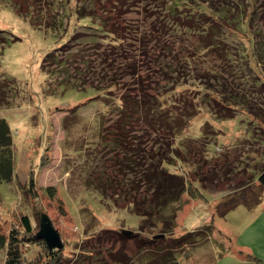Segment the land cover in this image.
Segmentation results:
<instances>
[{
    "label": "rangeland",
    "instance_id": "374dc122",
    "mask_svg": "<svg viewBox=\"0 0 264 264\" xmlns=\"http://www.w3.org/2000/svg\"><path fill=\"white\" fill-rule=\"evenodd\" d=\"M68 1L72 14L84 2ZM141 1L133 0L130 5H136L134 10L129 12L123 8L116 14L118 16H113V21L123 25H128V20L140 22ZM103 3L109 9L113 4L110 0H103ZM95 6L101 13L99 2ZM61 7L57 0H0V30L20 39L6 47L0 68L1 79L10 76L17 83L11 104L0 106V117L9 121L16 145L15 179L11 184L0 183L1 229L8 232L12 227L20 228L22 217L28 216L36 236L40 230L38 214L43 212L60 233L64 242V249L60 252L66 259H72L69 264H119L122 260L115 257L120 250L131 260L134 259L135 264H147L148 259L140 261L141 255L137 252L140 243L123 241L118 235L131 231L138 233L140 240L159 235L165 238L163 224L148 222L147 229L141 230L143 218L125 207L127 203L115 204L104 200L88 187V180L97 166L92 161L101 159L100 151L105 150L106 143L119 133L115 129L116 117L108 120L107 126L103 121L100 123V117L112 116L113 113H108L110 110L107 111L106 107L114 102L92 89L78 91L58 86L59 80L47 75L52 69H42L48 66L43 63L45 56L70 38V34L62 32L59 35L51 31L55 28L53 19L59 21L61 17L68 21L63 17ZM257 23L264 24L255 20L250 27L251 32L243 35L242 40L233 36L232 40L234 48L239 43L248 47L250 56L243 63L250 64L259 76L264 77V57L259 56L258 60L251 49L252 43L248 42L249 39L256 41L255 50L264 52V29L257 33L256 28L261 26ZM72 24L69 25L70 32L74 30ZM151 36L159 35L147 32L144 41ZM165 41L166 46L173 47V55L196 53L197 66L203 73L219 72L206 76L207 84L214 85L217 79L227 84L230 94L238 95L247 103H252L255 110L264 112V99L247 92L246 83L238 76L230 75L227 72L229 68L218 56L199 53L198 48L203 45L198 39L194 37L183 42L180 37L171 34V40L166 38ZM142 51L144 55L139 56L135 65L137 81L135 83L133 79L128 90L136 98L145 86L156 89V84L160 83L156 54L146 46ZM6 83L11 86L10 79ZM257 91L264 92V85ZM155 92L150 91V94ZM200 93L202 95H196L199 115L191 120L182 139L175 142L182 160L174 161L170 168L173 174L183 176L187 182V193L174 208L176 225L173 235L181 238L199 229L204 230L210 223L214 224L215 231L208 235L205 233L206 237L200 236L203 239H198L199 244L188 247L186 251L178 250L179 263L264 264V218L260 219L264 214V200L253 210L242 206L224 217L219 213L223 200L240 194L244 199L249 194L262 193L256 178L264 168V117L259 115L256 119L244 110L234 108L230 102L222 104L216 97L205 98V91ZM166 99L171 102L170 97ZM231 108L234 110L230 111ZM216 111L221 112L218 114L221 118H217ZM133 127L139 138L152 133L142 122H135ZM106 148V164L100 167L112 172L117 167L116 163L113 164L114 155L110 154V148ZM49 188L51 190L48 191ZM102 232L105 233L102 235ZM171 243H161L159 248L166 251ZM144 247L143 251L150 248L149 245ZM91 251L100 254L87 256ZM28 252L25 255L27 262H47V246L43 241L35 242ZM95 258L103 260L96 261ZM5 261L6 253L2 252L0 264H5Z\"/></svg>",
    "mask_w": 264,
    "mask_h": 264
},
{
    "label": "trees",
    "instance_id": "16d2710c",
    "mask_svg": "<svg viewBox=\"0 0 264 264\" xmlns=\"http://www.w3.org/2000/svg\"><path fill=\"white\" fill-rule=\"evenodd\" d=\"M57 1L63 6L61 7L64 10L63 17L68 21L65 22L61 17L59 21L53 19L55 28L51 31L59 35L62 32L70 34V38L64 45L45 56L43 63H47L48 66L42 69H52L47 75L56 81L59 80L58 86L78 91L92 89L113 101L112 105L107 106L105 103L107 111L110 110L108 113H113L112 116L108 117V114L106 118L100 117V123L103 121L107 126L108 120L117 118L114 122L119 133L112 141L106 143L105 150L100 151L101 159L95 158L92 161V164L96 162L97 166L103 167L106 164L104 162L107 160L108 147L110 154L114 155L113 164L116 163L117 169L115 168L112 173L108 172V169L103 170L102 167L96 166L88 180V187L99 193L104 200H110L115 204H121L123 201L127 203L125 207L131 208L136 215L143 218L141 230L147 229L148 222L155 221L166 228L163 239L146 237L140 240L138 233L131 236H124L121 233L118 235L123 241L140 243L137 252L141 255V262L148 259L147 264H180L178 250L186 251L188 247L199 244L198 239H203L200 236L215 231L214 224L210 223L204 230L199 229L181 238L173 235L176 225L174 208L182 202L183 195L187 193V182L183 176L173 174L170 168L174 161L182 160L175 148V142L182 139L191 120L199 115L197 96L205 91V98L216 97L222 104L230 102L234 108H240L256 119L259 115L264 117V112L255 110L252 103H247L238 95L230 94L227 84L217 79L214 85L207 84L205 77L218 71L203 73L197 66L196 53L188 56L173 55V47L166 46L165 40L166 38L171 40V34L180 37L183 42L195 37L200 41V45H203L202 49L198 48L199 53L218 56V59L229 68L227 72L230 75L232 73L246 83L247 92L260 95L263 100L264 92L260 93L257 90L264 85V77L260 75L263 79L261 80L250 64L247 66L243 63V60L250 56L248 47L239 43L234 48L232 36L236 39L240 37L242 40L243 35L251 32L250 27L255 20L264 23V0H142V3H139L141 21L136 23L128 20V25L113 21V16H118L116 14L123 8H127L129 12L133 11V7L136 6L130 5L133 0H110L113 2L110 9L104 7L103 0H84L73 14L71 7L67 6L68 0ZM96 2L100 4L101 13H98ZM70 22H73L74 27L71 32ZM262 28L264 29V24L258 26L256 32H262ZM147 32H156L159 36H151L148 41H144ZM19 40L10 33L0 30V68L6 47ZM248 42L252 43L251 49L258 60L259 56L264 57L262 50L260 53L255 50L256 41L249 39ZM144 46L153 49V53L156 54L155 63L160 69L158 73L163 76L159 75L160 83L156 84V89L145 86L141 95L136 98L128 90L133 79L135 83L137 81L135 65L139 56L144 55L142 51ZM9 79L10 87L6 83ZM16 85V80L10 76L4 80L0 78V106L11 104L14 98L12 92ZM155 90L154 94H150V91ZM167 97H170L171 102L167 101ZM216 112L212 113L221 118L219 116L221 112ZM135 122H142L145 127L152 130V133L148 132L144 138H139L137 131L133 132ZM15 148L11 125L6 118L0 117V183L11 184L15 179ZM256 179L262 191L261 195L253 193L243 199L240 194L223 200L220 202L221 205L219 204L221 217L242 206L253 210L256 205L262 203L264 168L260 170ZM21 220L20 228L12 227L8 232L3 231L0 224V254L6 253L5 264H38L34 260L27 262L25 257L29 254V248L31 249L38 241L35 238V228L28 216L22 217ZM104 233L102 232V235ZM168 241L171 244L166 251L159 248L161 243L166 245ZM144 245H149L150 248L143 251ZM125 248L127 251V247ZM97 251L94 253L91 251L87 256L93 257L95 253H99ZM115 258L122 260L123 263L119 264H135L134 259L131 260L121 250ZM46 260L47 262L43 261L42 264L48 262L69 264L72 259H66L60 251H51L47 248Z\"/></svg>",
    "mask_w": 264,
    "mask_h": 264
},
{
    "label": "water",
    "instance_id": "95a60500",
    "mask_svg": "<svg viewBox=\"0 0 264 264\" xmlns=\"http://www.w3.org/2000/svg\"><path fill=\"white\" fill-rule=\"evenodd\" d=\"M40 230L35 236L37 240L43 241L51 251H61L64 249V242L60 233L54 228L49 216L43 212L38 214ZM134 232L123 231L124 236H131ZM164 236H156L155 239H163Z\"/></svg>",
    "mask_w": 264,
    "mask_h": 264
},
{
    "label": "crops",
    "instance_id": "0c3cea01",
    "mask_svg": "<svg viewBox=\"0 0 264 264\" xmlns=\"http://www.w3.org/2000/svg\"><path fill=\"white\" fill-rule=\"evenodd\" d=\"M264 200V199H263ZM263 202V201H262ZM262 204V203H261ZM264 218V214L260 217V219Z\"/></svg>",
    "mask_w": 264,
    "mask_h": 264
}]
</instances>
